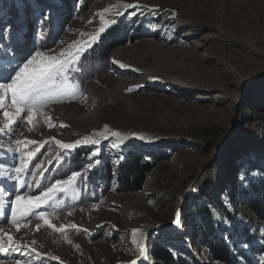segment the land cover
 I'll use <instances>...</instances> for the list:
<instances>
[{"label": "rangeland", "instance_id": "rangeland-1", "mask_svg": "<svg viewBox=\"0 0 264 264\" xmlns=\"http://www.w3.org/2000/svg\"><path fill=\"white\" fill-rule=\"evenodd\" d=\"M113 5L123 15H116ZM45 12L51 19L44 29L47 38L39 42L36 21ZM97 13L117 21L99 38L123 28L125 42L100 57L101 62L84 61L87 49L83 69L104 73L87 75L90 79L83 83L81 73H69L79 93L48 104L31 131L21 122L14 138L37 142L25 151L42 145L29 165L32 169L43 162L49 169L38 177L41 187L83 172L97 148L94 159L102 163L87 174V187L78 181L74 192L57 194L62 203L49 220L57 228L66 226L63 232L35 218L17 231L10 215L0 218V227L22 245L0 253V264H151L152 242L189 264H225L199 241L206 221L203 207L213 213L214 233L239 250L237 261L264 264V218L250 210V194L241 192L250 179L264 175V0H0V67L7 59L4 46L25 39L29 47L36 40L35 46L46 53L54 49L53 54L73 41L87 40L82 34H94L102 24ZM119 81L123 89L114 94ZM90 82L101 92L102 104L91 97ZM90 103L95 106L89 108ZM4 122L0 112V127ZM114 131L126 137L120 147H113ZM84 137L100 144L81 145L70 153L55 144ZM12 138L11 133L0 134V144L7 146ZM130 151L148 170L140 191L122 193L115 180L121 161H115L126 159ZM57 155L62 161L55 160ZM105 162L109 175L99 173ZM18 163V153L0 149L6 171ZM24 178L32 180L31 175ZM0 183L11 181L0 178ZM39 191L34 187L28 194ZM177 212L182 228L172 223ZM133 229L146 245V258L132 243ZM245 242L246 249L241 247Z\"/></svg>", "mask_w": 264, "mask_h": 264}, {"label": "snow or ice", "instance_id": "snow-or-ice-1", "mask_svg": "<svg viewBox=\"0 0 264 264\" xmlns=\"http://www.w3.org/2000/svg\"><path fill=\"white\" fill-rule=\"evenodd\" d=\"M116 8V15H123L119 11V5H113ZM125 8H136L139 4H125ZM105 12L109 9H105ZM100 16L102 24L94 34L87 35L88 39L84 41H73L67 48L62 49L59 54H53L54 49H49L48 53L43 51L40 47L35 46L38 41L32 42V47H29L27 39L23 43H15L4 46V53L6 63L0 67V112L5 119L2 127H0V134H9L13 137L11 143L7 146L0 144V149H5L8 152L19 154V163L14 165L10 171L5 170V166L0 164V178L4 181H11V184L0 183V218L11 217V223L15 225L16 230L19 231L21 226L27 227L31 223V219L35 218L43 221L47 227L56 232H63L66 226L62 225L57 228L49 220V217L56 215V206L62 203L57 194H67L70 190L75 191L74 186L79 181L87 187L88 173L95 167L102 163L99 159H94L99 156V149L91 152L89 160L91 161L84 168V171H73L66 179H58L48 186L41 187V180L44 173L49 169L43 167V162L36 163L32 169L29 165L40 151L42 145H38L35 150H27L28 145L37 144L36 141L14 138L16 136V129L20 127L21 122H27L31 127H35L39 121L37 116L43 114V109L52 102H60L62 97H75L79 93V84L74 83L69 73H81L84 71L81 58L87 49L91 48L94 43L98 41L100 34L106 31L107 27L117 23L115 19H107L101 13ZM132 15H135L133 12ZM51 19V13L45 12L37 21V37L39 42L47 38L44 29L46 22ZM91 23V21H89ZM11 25L4 29V35L7 36ZM63 43V41H60ZM113 64H118L119 67H126V65L119 61L113 60ZM131 90V89H129ZM50 120V118H49ZM49 123V127H52ZM61 128L66 127L61 124ZM105 125V129H107ZM111 136L115 138L113 147H120L126 137L118 131L111 132ZM131 136L137 137L141 140L145 139L143 135L138 133H131ZM105 139L108 137L105 136ZM54 139V138H53ZM55 144L64 152L70 153L81 145H99L100 140L90 137H84L72 143H62L55 140ZM63 156L57 155L55 160L62 161ZM124 159L123 156H118L115 161L118 164ZM49 165L53 163L52 160L47 162ZM31 175L32 180L24 177ZM34 182V183H33ZM40 189L39 194L29 195L33 188ZM27 189V192L21 190ZM71 213H69L70 215ZM178 228H182L181 213L177 212L176 219L172 222ZM41 225H36L38 231ZM76 228V225H71ZM86 231V230H85ZM139 230L133 229L132 243L136 246L140 257L146 258V245L136 239ZM0 253L7 254L9 250L18 251L21 248V243L17 242L12 235L5 232L0 227ZM71 243V241H68ZM264 243V240L261 241ZM36 242L33 240L32 244ZM242 248H248V243H242ZM33 252L36 250L33 248ZM39 256V253H36ZM56 259V258H53ZM17 264H20L17 261ZM130 264H137L136 260L130 261Z\"/></svg>", "mask_w": 264, "mask_h": 264}, {"label": "trees", "instance_id": "trees-1", "mask_svg": "<svg viewBox=\"0 0 264 264\" xmlns=\"http://www.w3.org/2000/svg\"><path fill=\"white\" fill-rule=\"evenodd\" d=\"M120 29L121 30L117 29L113 31V33L99 38L90 48L89 55L83 60L87 62H101L100 57L109 55L115 46L124 43L127 34L124 32L125 29ZM95 57H97V59ZM102 73H104V69H98L96 71L84 69L80 74L79 82L83 83L89 80L90 76L87 77V75H99ZM147 165V163L139 161L136 153L131 151L128 152L127 158L121 161L116 167L115 180L120 187L119 191L122 193L140 191L145 172L148 170ZM103 172L107 175L111 173V167L106 162L100 166L99 173ZM248 187V189H241V192H248L250 194V197L247 199L250 210L257 216L264 218V175L250 179ZM203 208L206 210V221H204L200 228L199 241L201 244L206 247L214 260L222 261L225 264H244L242 261L236 260V253L239 252V250L236 249L235 244L233 242H226L224 237L214 233L212 230V228H214V220L212 219L213 213L207 211L208 209L205 207ZM148 254L151 259V264H189V261L180 257L178 253H172L168 248L154 242L150 244Z\"/></svg>", "mask_w": 264, "mask_h": 264}, {"label": "bare ground", "instance_id": "bare-ground-1", "mask_svg": "<svg viewBox=\"0 0 264 264\" xmlns=\"http://www.w3.org/2000/svg\"><path fill=\"white\" fill-rule=\"evenodd\" d=\"M118 80H120V79H118ZM87 86H88V88L87 89H89L90 91H92V94H93V96L91 95V97H94V99H96V102H97V104L99 105V103H98V101L102 104V102H101V99H102V96H101V92H99L98 91V89H97V85H96V83H94V82H90L89 84H87ZM123 89V85H122V82H117V84H116V86H114V88H113V92H114V94L115 93H117L118 91H120V90H122ZM126 98V97H125ZM95 101H93V103H94ZM89 105V108H91V105H93V107L95 106L94 104H92V103H90V104H88ZM98 109V108H97ZM91 113V112H90ZM90 115V114H89ZM27 232V231H26ZM29 233L27 232V234L26 235H24V236H29L28 235ZM23 238V237H22Z\"/></svg>", "mask_w": 264, "mask_h": 264}]
</instances>
